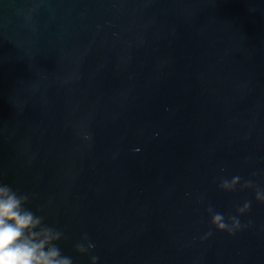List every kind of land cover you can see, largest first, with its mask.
<instances>
[{
    "label": "water",
    "instance_id": "water-1",
    "mask_svg": "<svg viewBox=\"0 0 264 264\" xmlns=\"http://www.w3.org/2000/svg\"><path fill=\"white\" fill-rule=\"evenodd\" d=\"M0 182L72 264H264V0H0Z\"/></svg>",
    "mask_w": 264,
    "mask_h": 264
},
{
    "label": "clouds",
    "instance_id": "clouds-1",
    "mask_svg": "<svg viewBox=\"0 0 264 264\" xmlns=\"http://www.w3.org/2000/svg\"><path fill=\"white\" fill-rule=\"evenodd\" d=\"M239 177L231 181H224L220 187L232 190L238 183ZM242 187H251L246 182ZM255 199L264 203V195L256 191ZM29 202L27 194H21L10 185L0 182V264H72L71 257L62 255L58 245L63 233L44 223V217L32 211L26 205ZM250 204L245 203L237 209L238 213L247 211ZM211 214V225L218 231L232 233L240 226L236 216L228 220L222 213ZM87 241V235L82 238ZM94 248L90 242L77 243L75 251L80 254L87 253ZM98 257H91L90 264H96Z\"/></svg>",
    "mask_w": 264,
    "mask_h": 264
}]
</instances>
